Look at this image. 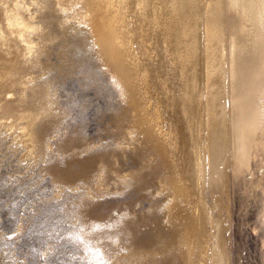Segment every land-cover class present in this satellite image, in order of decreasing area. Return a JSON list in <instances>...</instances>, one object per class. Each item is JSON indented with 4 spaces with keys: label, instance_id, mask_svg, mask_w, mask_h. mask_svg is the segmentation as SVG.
<instances>
[{
    "label": "bare ground",
    "instance_id": "1",
    "mask_svg": "<svg viewBox=\"0 0 264 264\" xmlns=\"http://www.w3.org/2000/svg\"><path fill=\"white\" fill-rule=\"evenodd\" d=\"M56 45L68 67L77 54L95 59L118 93L119 142L96 161L97 180L107 167L125 187L152 168L161 174L149 212L172 230L164 226L141 264L159 255L230 264L228 227L214 213L229 169L238 195L264 194V0H0V96L29 103L17 114L23 125L3 126L19 142L57 113L52 84L37 76L55 69L44 58ZM128 151L140 167L115 171Z\"/></svg>",
    "mask_w": 264,
    "mask_h": 264
},
{
    "label": "rangeland",
    "instance_id": "2",
    "mask_svg": "<svg viewBox=\"0 0 264 264\" xmlns=\"http://www.w3.org/2000/svg\"><path fill=\"white\" fill-rule=\"evenodd\" d=\"M45 1L34 0L38 5ZM60 51L56 45L44 58L55 69L37 72L52 84L57 113L36 124L32 142H19L4 128L23 125L17 114L29 103L7 89L0 96V264H141L139 255L152 251L164 226L172 230L161 223L157 209L149 212L155 201L149 189L161 174L152 168L142 173L146 180L125 187L107 167L97 180L96 161L119 142L118 93L94 58L77 54L68 67ZM118 161V172L140 167L131 151ZM228 177L214 213L228 227L230 264H264L262 186L244 198L236 192L240 178L234 184L231 169ZM207 203H214L211 193ZM243 203L250 205L244 209ZM162 256L152 264H184L179 255Z\"/></svg>",
    "mask_w": 264,
    "mask_h": 264
}]
</instances>
